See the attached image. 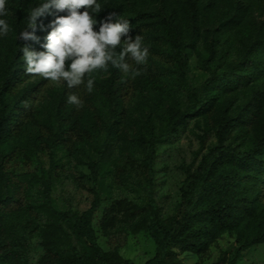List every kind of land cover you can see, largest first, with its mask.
Instances as JSON below:
<instances>
[{
  "label": "trees",
  "instance_id": "trees-1",
  "mask_svg": "<svg viewBox=\"0 0 264 264\" xmlns=\"http://www.w3.org/2000/svg\"><path fill=\"white\" fill-rule=\"evenodd\" d=\"M43 2L6 0L8 14L0 16L11 28L7 36L0 35V264H30L32 233L41 237L44 249L35 264H134L98 242L93 217L103 199L83 212L58 209L48 179L36 172L15 171L8 163L21 151L39 153L46 141L56 148L61 144L70 148L78 115L96 104L120 121L137 89L157 94L156 100L151 99L157 106L156 117L150 126L139 129L127 154L141 161L137 183L147 200L113 201L110 184L98 176L100 168L103 174L110 171L104 160L115 150L116 133L98 132L88 145L99 154V161L92 158L89 162L94 182L108 196L100 221L104 234L110 233L120 212L131 219L138 217L133 230L149 231L156 246L154 255L143 264H183L179 252L202 253L226 232H234L239 242L229 264H236L247 248L264 242V20L251 17L255 7L264 8V0H97L102 10H90L94 19L103 20L115 12L130 21L133 39L143 37L150 53L147 62L136 65L127 60L141 75L133 77L131 71L124 73L109 65L103 75L89 77L94 79L91 93L86 90V78L84 84L71 89L65 81L56 100L60 120L42 122L46 138L39 132L40 125L38 133L17 142L37 122L40 104L51 88L49 80L25 74L20 48L27 45L30 50L43 51L41 45L46 43L54 17L38 18L34 33L38 41L18 39L26 27L28 10ZM212 17H216L215 26L209 32L205 25ZM94 30H99V24ZM194 52L199 67L207 73L199 86L188 79V57ZM73 94L83 101L82 107L67 102ZM164 99L170 104L158 111ZM194 116L205 121L201 141L212 131L216 141L197 164L187 167L179 206L174 214L163 217L153 197L157 144ZM38 182L42 184L39 197L31 200ZM20 215L27 218L18 227L13 219Z\"/></svg>",
  "mask_w": 264,
  "mask_h": 264
},
{
  "label": "rangeland",
  "instance_id": "rangeland-1",
  "mask_svg": "<svg viewBox=\"0 0 264 264\" xmlns=\"http://www.w3.org/2000/svg\"><path fill=\"white\" fill-rule=\"evenodd\" d=\"M251 17L257 21H263L264 8L255 7ZM215 20L216 17H212L205 25L209 28V32L214 28ZM188 63V79L192 85L199 86L207 77V73L199 67L197 52L189 55ZM96 73L103 75L104 71L97 69L91 74H86L85 78L88 79ZM49 83L51 88L45 93V99L40 104L37 122L31 125L17 142L25 140L33 133H38L40 125L42 131L39 132L43 134V138H46L43 120L54 123L60 120L56 100L60 98V90L65 81H49ZM151 99L156 100L157 94L147 89L135 90L120 121H116L114 116L105 112L103 106L99 104L97 106L95 103L96 105L89 107L84 115H78L77 129L71 130V140L74 143L70 148L63 144L56 148L51 146L50 141H46L44 149L39 153L31 154L21 151L8 163L10 169L18 172H36L42 178L48 179L51 184L53 203L58 209L72 208L83 212L88 210L96 200L103 199L93 217L98 242L105 250L119 251L123 257L132 259L134 264H143L154 255L155 242L149 231L135 232L133 230L138 217L131 219L123 212L119 213L118 221L111 227L108 235L101 230L100 221L104 213L103 209L108 203L105 201L108 196L94 182V173L90 169L89 162L92 158L99 161V154L92 151L88 145L98 132L107 133L112 130L116 133L115 150L104 160L109 163L110 171L103 174L104 170L100 168L98 176L110 184L113 201L125 198L146 201L147 198L137 183L141 161L138 162L127 154L130 142L139 129L146 125L150 126L156 117L157 106L153 105L155 102H151ZM169 104V99H164L158 104V111L166 109ZM196 117L187 118L185 125L176 134L157 144L153 197L163 217L174 214L179 206L180 186L186 176L187 167L197 164L202 154L216 141L213 131L204 143L201 141L206 125L202 118ZM48 137L51 138L50 135ZM52 160L56 162L55 165ZM41 186V182L36 183L31 200L39 197ZM26 218L27 215H20L15 217L13 222L20 227ZM29 237V263L35 264L44 253L42 239L37 233H32ZM238 245L237 235L234 232H226L216 239L206 251L202 253L179 252V257L183 264H210L220 259L224 260L221 264H229ZM236 264H264V242L244 250Z\"/></svg>",
  "mask_w": 264,
  "mask_h": 264
},
{
  "label": "clouds",
  "instance_id": "clouds-1",
  "mask_svg": "<svg viewBox=\"0 0 264 264\" xmlns=\"http://www.w3.org/2000/svg\"><path fill=\"white\" fill-rule=\"evenodd\" d=\"M5 5L6 0H0V16L8 14ZM65 10L68 15H58ZM90 10L91 13L101 12L97 0H44L31 7L26 16V27L19 32L18 39L38 41L34 34L38 18L50 15L54 19L48 25L51 31L45 38L46 43L41 45L43 51L30 50L27 45L20 48L25 74L38 75L54 82L66 81L69 89L84 84L86 74L97 69L107 71L109 65L124 73L131 71L133 77L141 75L139 69L132 68L127 60H133L136 65L147 62L150 53L143 44V37L136 35L133 39L130 21L118 18L117 13L109 12L98 21ZM96 24H99L98 31L94 30ZM40 27L43 29L44 26L41 24ZM10 31L6 20L0 19V35L7 36ZM93 86L94 79L88 78V93L93 91ZM67 102L77 108L83 106V101L74 94L67 97Z\"/></svg>",
  "mask_w": 264,
  "mask_h": 264
}]
</instances>
